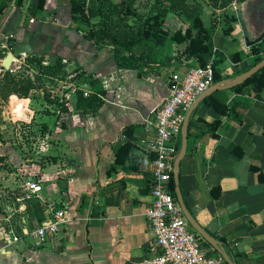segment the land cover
<instances>
[{
	"label": "crops",
	"instance_id": "1",
	"mask_svg": "<svg viewBox=\"0 0 264 264\" xmlns=\"http://www.w3.org/2000/svg\"><path fill=\"white\" fill-rule=\"evenodd\" d=\"M55 1L51 6L46 0L43 22L35 19L36 0H25L19 9L11 4L0 18V43L9 35L10 46L21 54L60 57L68 66L82 69L105 92L103 105L96 115L84 116L75 109V94L69 93V112L63 125H50L46 153L38 152L37 143L18 137L12 147L0 144V169L10 171L0 188L10 197L23 180L33 178L66 218L47 245L34 249L28 232L51 219L45 203L26 202L6 218L0 212V264H142L158 253L145 218L153 186L149 122L170 94L169 76L178 61L168 62L169 54L166 62L162 56L140 67L120 64L109 45H96L73 29L68 8L62 21L64 5ZM51 20L60 29L58 44L40 46V27ZM239 28L233 25L229 35L211 36L213 50L223 57L214 85L236 83L255 58ZM238 51L249 57L234 63ZM213 93L226 113L202 100L190 114L186 151L178 166L179 190L197 225L218 244L222 239L238 264H264V89L258 97L232 87ZM130 125L137 126L131 149L117 164L116 150L126 141L120 133ZM15 132L19 135L20 130ZM177 147L179 151L181 135ZM10 228L20 236L17 244H10ZM203 242L208 244L201 238ZM202 248L209 256H219L209 244Z\"/></svg>",
	"mask_w": 264,
	"mask_h": 264
},
{
	"label": "rangeland",
	"instance_id": "2",
	"mask_svg": "<svg viewBox=\"0 0 264 264\" xmlns=\"http://www.w3.org/2000/svg\"><path fill=\"white\" fill-rule=\"evenodd\" d=\"M52 6L55 0H49ZM124 0H85L86 2V16L81 17L80 27L85 30L92 29L96 33H103L104 38L101 42H94L99 44H106L113 49L116 47V42H128L135 41V39L140 35L142 31V22L147 17L159 16L161 18V30H163L167 37L165 42L160 47L152 46H142L136 45L133 47L132 52L125 51L124 60L133 61L137 57H143L142 61H158L160 57L163 56L166 62L168 55L173 57H179V53L183 51L185 44L177 45L172 40L171 37L174 32L179 28L185 29L188 26V22L181 16H177L169 10V3L166 0H131L132 10L135 12L136 16L133 14H127L125 12ZM203 8V21L205 26L210 30L211 36L213 34L225 35L228 32L233 31V25L240 27L239 21L236 17L237 11L234 9L236 0H197ZM256 1V0H250ZM243 9V8H241ZM63 12L59 15L62 21H65L67 17V7L64 6ZM242 13L243 25L248 31V29H253L254 25L252 21L253 17L250 16L249 11ZM43 17H46L45 13L42 11H35V19L37 22H43ZM52 18V17H51ZM231 18H235L236 21H231ZM259 20V21H258ZM257 23H260V19L257 18ZM255 23V22H254ZM256 24V23H255ZM37 26V25H36ZM53 20L46 21V24L40 27L42 35L39 39L40 46H47L53 48L54 45L58 44V31L59 28L53 27ZM261 28L264 29V23H261ZM242 32V29L239 28ZM52 33V35H49ZM12 39L9 35L3 38V43H0V81L3 79V73L9 71L12 75H15L16 81L21 83V86L25 85L27 80L35 83V86H39V82H36L37 78L42 79V86L45 93L51 95H68L69 93L75 94L77 90H82L84 93H89L90 87L87 82L83 81V78L76 76V71L74 67L65 64L64 74L48 77L43 74V66L53 62L54 58H44L36 57L32 54L25 53L21 54L16 51L11 46L7 45ZM99 40V38H98ZM173 43L176 45L173 48ZM12 42L10 43V45ZM178 47H180L178 49ZM259 49H264V44H259ZM165 51L167 54H165ZM7 53H11L14 57V61L9 66L8 70L3 69L1 63ZM43 60L41 64L32 59ZM117 58H121V54L117 53ZM64 63V62H63ZM89 81V80H88ZM28 95H34L33 98H29V102L23 107V110L28 112L27 117L22 116L18 113L20 109V104L24 103L25 95L24 92L19 93H3L0 94V144L6 147H12L11 145L17 139L18 127L34 128L33 123L36 121L45 120L49 117H42V111L46 108L42 100L40 99L39 92H31ZM17 99V101H14ZM73 104V102H71ZM13 106V107H12ZM30 113H33L32 119L30 118ZM46 116V115H44ZM42 118V119H41ZM53 117L48 119L46 122L49 125H54ZM52 120V122H50ZM38 126V125H37ZM29 128V129H30ZM22 137V136H21ZM15 148V147H13ZM16 149V148H15ZM1 162V161H0ZM1 168V166H0ZM9 169V168H8ZM10 170V169H9ZM10 171H5L0 169V187L1 182L5 175L9 174ZM9 193L5 192L0 188V212L6 217L11 214L16 213L19 206H16L12 200L9 199Z\"/></svg>",
	"mask_w": 264,
	"mask_h": 264
},
{
	"label": "built area",
	"instance_id": "3",
	"mask_svg": "<svg viewBox=\"0 0 264 264\" xmlns=\"http://www.w3.org/2000/svg\"><path fill=\"white\" fill-rule=\"evenodd\" d=\"M177 56V69L169 76L170 94L155 110L154 120L149 122L153 130L150 143V151L153 154V186L150 192L151 203L145 210V218L158 253L142 264H225L220 255L209 256L203 250L200 236L191 229L168 188L173 176L174 160L178 154L177 139L185 115L194 101L214 85V55L202 65L196 58H187L182 52ZM86 95L87 93H84V96ZM32 96L28 95L30 98ZM52 97H63L67 100V95ZM18 129V141H24L23 135L26 132L20 129V126ZM31 143H37L40 153H46L50 147L47 133ZM10 198L18 206L35 200L45 203L51 219L28 232L34 249L47 245L66 221L64 211L58 208L56 202L44 197L41 185L33 178L23 180L18 191L11 194ZM8 234L11 237L10 244L19 242L20 236L12 228L8 230Z\"/></svg>",
	"mask_w": 264,
	"mask_h": 264
},
{
	"label": "trees",
	"instance_id": "4",
	"mask_svg": "<svg viewBox=\"0 0 264 264\" xmlns=\"http://www.w3.org/2000/svg\"><path fill=\"white\" fill-rule=\"evenodd\" d=\"M60 5H64L69 9L71 21L73 22V29L77 31L81 37H83L86 40L94 42H101V40L105 37L104 34L96 33L92 29L85 30L84 28L80 27V20L81 17L85 18L86 16V2L85 0H59ZM169 3V10L174 13L177 16L183 17L187 22L188 26L185 29L177 30L173 33L171 40L177 44L182 45L185 44V47L183 51H181L187 58H196L200 64H205L212 55L215 56V60L213 63V82L217 83L219 82V74L217 71V66L222 63L223 57L222 55L213 50V46L211 43V32L210 30L205 26V23L203 21V8L201 4L197 0H166ZM234 1V0H233ZM25 0H0V18L2 14L6 11V9L13 4L16 8H21L24 4ZM125 3V12L127 14H133V16H136L135 12L132 10V4L131 0H124ZM46 0H36V10L42 11L45 6ZM161 18L157 15L152 17H147L142 22V31L140 32V35L135 39V41H128V42H116V47H113L111 49L112 53L117 59V62L120 64H127V65H136L138 67L142 65H149L153 63L154 61H142L143 57H137L133 61H127L124 60L123 57L125 56V51L132 52V49L136 45H142V46H152V47H160L164 44L165 38L167 37V34L161 30ZM231 21H236V19L231 18ZM231 32H228L225 35H229ZM99 38V40H98ZM11 41L8 42V45L10 46ZM94 43V44H98ZM264 44V39L261 42ZM259 43V44H261ZM259 44L253 45L249 48L250 55L254 56L255 58L251 62V69L256 64H258L263 57H261L262 54H264V49L260 50ZM106 45V44H105ZM117 53L121 54V58H117ZM168 60L174 59L175 57L171 56ZM249 57V55H246L243 51H238L234 53L233 55V62L238 63L242 60H245ZM33 61H37L38 64H41L43 60L41 59H32ZM65 64L62 61V58L55 57L53 59V62L48 64L47 66H43V74L48 77H54L61 74H64V68ZM248 69V70H249ZM76 76L79 78H83L85 82H87L88 86L91 88L89 93L84 96V92L82 90H77L75 92V109L77 112L84 116H94L96 115L101 106L103 105V97L105 92L101 89L99 86V82L95 79H92L91 77H85V72L80 69L76 68ZM42 79L37 78L36 82H39V86H35V83H32L31 81L27 80L25 82L24 86H21V83L16 81L15 75H12L9 71H6L3 73V79L0 81V94L3 93H19L24 92L25 95V101L24 103H21L19 106L20 108H23L27 105L29 102L28 94L31 92H39L40 99L44 103L43 105H46V108L42 111L43 115L54 117V125L58 123L59 125H63L64 123V116L69 112L67 102L63 99V97H52L51 94L45 93L43 89V84L41 82ZM89 80V81H88ZM264 89V68L259 70L256 74H254L252 77L247 79L241 84H236L232 87V90H234L237 93H242L244 90H247L249 95H253V97H258L262 93ZM34 96V95H33ZM33 98V97H32ZM14 101H17V99H14ZM203 103L218 113L225 114L226 113V106L220 104L218 100L215 97V94L213 93L209 97L205 98L203 100ZM234 105V104H233ZM13 107V106H12ZM230 112H233L234 110L231 108ZM33 113H30V118L32 119ZM36 123L32 124V127L34 128H27L21 127L22 130L26 132L25 135H23V138L27 142H34L37 137L45 135L49 131L50 125L48 123H41L38 125L39 128H37ZM213 128L217 126V124L212 125ZM137 126L130 125L125 127L121 133L120 136L125 138V143L120 145V147L116 150L115 153V162L117 164L123 163L124 160L127 158L130 149H131V141L133 140V131ZM36 128V129H35ZM35 129V130H34ZM3 159L0 158V161ZM51 160V159H50ZM56 161V159H53V161ZM169 191L171 195L176 198L175 196V184L173 176L171 177L169 184H168ZM221 242H219L220 247L232 257L231 260L235 264H238L237 257L231 253L230 250L224 247V241L220 239ZM203 244V245H202ZM202 246H208L206 243H202Z\"/></svg>",
	"mask_w": 264,
	"mask_h": 264
},
{
	"label": "water",
	"instance_id": "5",
	"mask_svg": "<svg viewBox=\"0 0 264 264\" xmlns=\"http://www.w3.org/2000/svg\"><path fill=\"white\" fill-rule=\"evenodd\" d=\"M258 0L256 1H250V0H236L235 2V6L234 9L237 11V19L239 21L240 27L242 29V36H243V40L245 43L246 47H251L253 45L259 44L263 41L264 39V29L259 33V35L253 39L249 41V33L248 31L251 32V30L253 29H248V31H246L244 25H243V19H242V13L241 10L243 12L248 10V7L252 4H258L257 3ZM243 8V9H241ZM261 15L264 17V10L261 11ZM253 28V26H252ZM179 30H181V28H179ZM14 61V57L11 53H7V55L5 56V58L3 59L1 65L3 67V69L8 70L9 66L11 65V63ZM262 68H264V57L263 59L256 64L254 67H252L251 69L247 70L246 72H244L243 74L240 75L239 79L237 80L236 83L232 84V85H228V86H222V85H213L211 86L206 92H204L200 97H198L194 103L192 104V106L190 107V109L188 110L182 127H181V131H180V135H181V148L178 151V154L174 160V164H173V179H174V184H175V196H176V200L182 210V213L184 215V217L186 218L188 224L191 226V228L199 235L201 236V238L207 242L210 246H212L217 253L222 257L223 261L226 264H235L233 262V260H231L229 258V256L223 252V250L219 247V244L214 240V238H212L210 235H208L201 227H199L197 225V223L195 222L194 218L190 215V213L188 212V210L186 209L184 203H183V199L179 190V186H178V179H177V175H178V166L180 161L182 160V158L185 155V151H186V143H187V127H188V122H189V116L192 113V111L196 108L197 104L199 102H201L202 100H204L205 98H207L208 96H210L213 92L215 91H219V90H227L231 87H233L236 84H241L244 81H246L247 79H249L250 77H252L254 74H256L259 70H261ZM18 113H21L22 116L27 117L28 112L24 111L23 108H20L19 111H17Z\"/></svg>",
	"mask_w": 264,
	"mask_h": 264
},
{
	"label": "flooded vegetation",
	"instance_id": "6",
	"mask_svg": "<svg viewBox=\"0 0 264 264\" xmlns=\"http://www.w3.org/2000/svg\"><path fill=\"white\" fill-rule=\"evenodd\" d=\"M258 4L252 3L249 7H248V11L250 13V16L253 17L252 21H254L255 19V23L253 22V30L248 31L249 33V41L255 39L259 33L263 30L261 28V23H264V17L261 15V11L264 10V0H258L257 1ZM257 18L260 19V23L256 22ZM259 21V20H258Z\"/></svg>",
	"mask_w": 264,
	"mask_h": 264
}]
</instances>
